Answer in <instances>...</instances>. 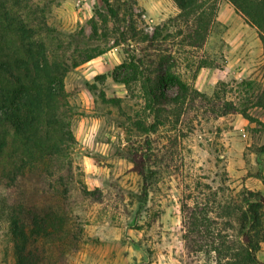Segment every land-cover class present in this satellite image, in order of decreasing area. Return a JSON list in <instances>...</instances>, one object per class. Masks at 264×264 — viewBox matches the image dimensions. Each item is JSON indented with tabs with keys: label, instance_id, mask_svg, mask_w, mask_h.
Masks as SVG:
<instances>
[{
	"label": "rangeland",
	"instance_id": "374dc122",
	"mask_svg": "<svg viewBox=\"0 0 264 264\" xmlns=\"http://www.w3.org/2000/svg\"><path fill=\"white\" fill-rule=\"evenodd\" d=\"M103 1L29 3L35 11L44 10L43 21L48 29L42 37L49 52L70 59L77 50H105L73 68L64 80L75 139L71 157L86 188L103 190V197L100 203L81 211V242L77 250H66V261L61 264H223L213 244L223 235L237 240L235 222L228 223L233 218L226 214V207L240 205L239 193L247 188L237 169L243 163L247 174L255 172L252 154L260 149L264 134V123L259 120L264 118V106L256 105L264 87V57L258 50L261 44L254 47L255 30H244L243 19L233 18L227 24L215 21L201 49L172 46L174 55L179 52L182 61L177 71L195 89L200 69H246L237 79L210 83L200 92L210 96L217 92L260 123L248 121V130L238 132L234 125L243 118L240 114L219 118L190 114V124L180 125L172 147L161 149L167 139L160 138L154 145L149 169L155 175L150 179L147 201L143 202L142 180L132 171L126 152L129 142L144 139L126 130L127 119L142 112V101L136 91L130 94L111 78L115 67L137 55L139 47L122 42L119 32L123 28L118 33L114 29L116 22ZM107 1L118 9L119 18L126 13V18L149 36L157 25L178 13L173 0ZM204 1L221 5L224 0ZM24 16L27 19L25 13ZM92 23L96 25L97 40L91 38ZM241 33L245 35L244 48L238 46L236 52H230L225 41ZM237 58L241 59L236 62ZM199 63L205 66L197 71ZM92 85L93 92L88 88ZM101 94L106 99H122V111L102 101ZM240 149L244 151L242 155ZM248 185L256 191L253 182L248 181ZM12 249L7 223L0 217V264H15ZM256 258L264 264V243Z\"/></svg>",
	"mask_w": 264,
	"mask_h": 264
},
{
	"label": "trees",
	"instance_id": "16d2710c",
	"mask_svg": "<svg viewBox=\"0 0 264 264\" xmlns=\"http://www.w3.org/2000/svg\"><path fill=\"white\" fill-rule=\"evenodd\" d=\"M32 1L0 0V217L7 223L15 264H61L66 250H77L81 242V211L103 197V190L86 188L71 157L75 139L64 80L73 68L105 50H77L70 59L49 52L42 37L48 29L44 10L35 11L29 5ZM226 1L255 29L264 57V0ZM103 2L117 33L123 28L122 42L139 47L137 55L115 67L111 78L130 94L136 91L142 101V114L129 117L126 130L144 139L129 142L126 152L132 171L142 180L140 197L146 202L155 175L149 169L151 151L159 138L167 139L161 149L172 147L180 125L190 124V114L214 118L240 114L249 122H260L217 92L210 96L193 88L177 71L182 61L172 46L201 49L216 21L218 4L173 0L178 13L149 36L126 13L119 18L118 9ZM102 22L106 26V18ZM91 26V38L97 40L96 25ZM204 66L199 63L197 71ZM88 88L93 92L95 87ZM101 98L122 111V99H106L104 94ZM256 105L264 106V87ZM260 179L264 186V175ZM239 197V206L226 207V214L233 218L228 223L235 222L237 240L223 235L213 250L223 264H260L256 254L264 243V192L242 189Z\"/></svg>",
	"mask_w": 264,
	"mask_h": 264
},
{
	"label": "crops",
	"instance_id": "0c3cea01",
	"mask_svg": "<svg viewBox=\"0 0 264 264\" xmlns=\"http://www.w3.org/2000/svg\"><path fill=\"white\" fill-rule=\"evenodd\" d=\"M233 18H238L242 20V18L236 14L234 11L233 7L226 1L224 0L221 5H218V12L216 16V22L218 23H223L227 24L229 21L233 20ZM243 28L244 30H255L248 26L247 24L244 23L243 21ZM242 30V32L244 31ZM254 36L252 41L254 42V47L260 46V41L257 37L256 31H254ZM245 35L243 33L238 34L234 39H230L225 41L228 45V49L230 52H236L238 49V46H243L245 45L244 43V38ZM247 46V45H246ZM247 48H249L247 46ZM236 50V51H235ZM249 50V49H247ZM259 52L262 54V47L258 49ZM241 58H237V61H239ZM246 69H227V67L223 69H200L195 80V86L197 90L201 91L206 85H209L210 83H216L218 81L221 82H226L230 78H238V76H241L244 74ZM260 122L264 123V118H259ZM248 120L245 118L238 119L236 124L234 125V129L238 132H244L245 130H248L246 127L248 125ZM262 139L260 140V143L258 147V151L254 152L253 155V161L256 163L257 167L254 173L247 174V170L244 168L243 163L238 167L237 173L239 176H242L245 178L244 184L248 190H253L250 185H248V181L253 182L254 185H256V191L264 192V186L261 182V175H264V134L261 137ZM248 146H251L250 144ZM244 149V148H243ZM243 149L239 150V153L242 155L244 152ZM255 191V190H253Z\"/></svg>",
	"mask_w": 264,
	"mask_h": 264
}]
</instances>
